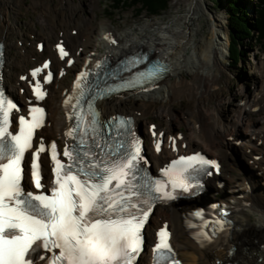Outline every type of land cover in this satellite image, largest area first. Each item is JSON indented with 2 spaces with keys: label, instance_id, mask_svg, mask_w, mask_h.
<instances>
[{
  "label": "bare ground",
  "instance_id": "6f19581e",
  "mask_svg": "<svg viewBox=\"0 0 264 264\" xmlns=\"http://www.w3.org/2000/svg\"><path fill=\"white\" fill-rule=\"evenodd\" d=\"M20 1L0 0V40L6 47L4 85L20 96L18 90L29 88V76L34 72L32 68L41 67L37 63L45 51L53 55L52 65L57 68L65 65L51 50L57 38L75 57L76 62L70 66V71L78 70V62L90 67L104 56L117 60L139 49H151L170 63L168 74L151 88L103 98L99 112H129L135 117L140 131L145 132L154 121L153 116L169 121L168 131L185 124L189 146H200L226 162L221 174L214 178L222 177L230 184L228 189L222 190L220 200L231 207L232 212L228 216L232 224L220 242L226 245L219 248L220 255L214 254L212 247H199L189 225L193 208L198 202L211 203L212 200H208L210 196H199L185 208L180 203L157 208L150 227L156 225L161 216L170 220L175 243L183 259H187L185 264H264V156L262 145L258 146L264 139V87L257 88L252 95L245 94L236 103L235 95L240 93L239 90H229L228 94L223 92L226 85L221 83L228 79L224 63L229 44L226 20L216 15L206 0H189L183 2L185 8L182 13L176 11L168 17L149 18L135 31L118 32L111 21H107L98 37L95 35L98 25L93 26L94 15L82 14L81 4L74 0L56 3L33 0L30 5L39 10L41 26L35 30L34 38L45 41L44 48L40 50L36 44L27 46L22 41L23 37L14 39L12 36L14 26L10 22L9 9L13 8L10 5H17ZM14 7L18 9V5ZM206 10L212 17L208 35L202 34L205 23L199 20V14ZM52 83L53 87L45 99L50 125L44 128L43 135L46 141L52 137H60L64 141L65 128L69 123L64 90L69 84L57 76ZM59 84H63L61 89ZM156 93L159 96L157 101L154 98ZM185 97L187 105L177 107ZM251 111L259 116H252ZM157 125L162 127V120H158ZM229 129L244 136L239 151L248 162V169L241 176L234 175L236 168L229 164V160L235 158L233 148H230L232 144L225 138L232 133ZM164 152L169 156V150ZM45 168H50L47 160ZM254 168L259 169L254 171ZM251 211L262 213L256 222L248 220ZM257 244L259 248L254 252L253 247Z\"/></svg>",
  "mask_w": 264,
  "mask_h": 264
},
{
  "label": "snow or ice",
  "instance_id": "6c2138e0",
  "mask_svg": "<svg viewBox=\"0 0 264 264\" xmlns=\"http://www.w3.org/2000/svg\"><path fill=\"white\" fill-rule=\"evenodd\" d=\"M57 48L61 58L68 55L61 45ZM39 71L36 69L32 75ZM155 75L148 72L147 78ZM135 86L131 82L122 85ZM33 91L37 98L43 97L39 85ZM15 109L16 105L0 91V264H135L151 203L173 200L177 188L187 192L193 187L185 173L194 167V162L216 166L215 161L199 155L180 157L163 170L170 177L172 191H166L160 180L149 183L141 177V182L134 183L140 171L138 163L143 160L139 141L121 143L103 153L93 151L100 147L95 138L91 146L88 144L94 123L76 113L78 124L66 135L75 138L79 134L80 139L71 151L65 145L63 156L68 163L58 158L55 143L50 146L54 164V179L49 182L51 194L28 191L23 182L29 177L34 189L45 187L40 164V153L46 150L43 143L31 152L30 170L25 167L35 130L43 124V109H31V119L20 116L18 131L13 132L10 125ZM156 148L159 151V143ZM158 236L159 242L153 248L154 264H163L170 259L165 253L172 250L167 231L161 229Z\"/></svg>",
  "mask_w": 264,
  "mask_h": 264
},
{
  "label": "rangeland",
  "instance_id": "374dc122",
  "mask_svg": "<svg viewBox=\"0 0 264 264\" xmlns=\"http://www.w3.org/2000/svg\"><path fill=\"white\" fill-rule=\"evenodd\" d=\"M31 0H23L18 7L20 8V13L18 14L19 10L10 9V17L11 20L14 22L17 18V23H19L25 30L29 29V22L30 19H33L35 21L36 27H40L39 22L37 21L36 15L37 11L32 9L27 2ZM78 1V0H76ZM93 3L96 6V9L98 13L103 16L104 10L106 14V19H108L107 14L110 16L112 21L119 26V30H131V26L141 27L145 20L152 18L155 20V16H161L162 17H168L170 13L178 11L179 13H182L185 8V2H188L189 0H170L169 5L166 9L158 13L157 15H150L147 14L145 11L142 14H138L137 10L134 6H128L123 8H112L110 2L108 0H92ZM251 1V7L254 8L253 2L255 0ZM88 0H82V4L86 5ZM184 2V3H183ZM207 6L216 13L219 17L226 20V27L227 26V13L225 4H217L215 0H206ZM224 3V2H223ZM16 6V5H15ZM167 13V14H165ZM200 15V21L205 23V26L203 27L202 34H209L210 25L212 23V17L209 14V11H205L204 13L199 14ZM34 27V26H32ZM213 27V26H212ZM19 33L14 32V39H17L19 37ZM28 38L32 39V36ZM26 44L29 45L28 40H25ZM264 48H262V44L259 41L252 49L247 47L246 48V57H244L243 60L239 61L237 63V66H232L229 64L230 62V56L229 53H227L226 58H224V63L226 65V75L228 78L227 80L224 79L222 81V85H226L223 92L225 94H228L230 91L239 90V94L235 95L234 103H236L239 100L240 96H244L245 94L252 95L254 91L259 87H264ZM190 52V49H188ZM249 56V57H247ZM187 75V71H185ZM243 90V92H241ZM154 98L156 100L159 99L158 94L154 95ZM188 100L185 99L184 102L187 105ZM182 103H178L177 107H181ZM184 104V105H185ZM236 167V173L241 174V172H245L246 169H248L247 165L244 161L235 162L233 164ZM261 212L257 211H251L248 216V220L250 222H256L259 218V215Z\"/></svg>",
  "mask_w": 264,
  "mask_h": 264
},
{
  "label": "trees",
  "instance_id": "16d2710c",
  "mask_svg": "<svg viewBox=\"0 0 264 264\" xmlns=\"http://www.w3.org/2000/svg\"><path fill=\"white\" fill-rule=\"evenodd\" d=\"M146 5L152 12H161L166 9L169 5L170 0H144ZM217 4H225L228 17V33L231 41V52L232 56H235L237 51L238 42L244 40L245 38L252 37L255 32V28H259L256 23L260 20H264V0L262 4H258V14L259 17L255 20L250 15L249 3L250 0H215ZM224 2V3H223ZM254 36V35H253ZM251 38H249V42ZM247 41L244 43L246 44ZM240 53V52H239Z\"/></svg>",
  "mask_w": 264,
  "mask_h": 264
}]
</instances>
